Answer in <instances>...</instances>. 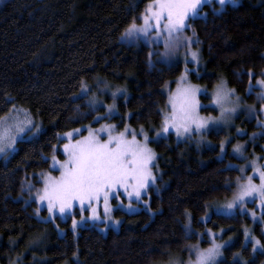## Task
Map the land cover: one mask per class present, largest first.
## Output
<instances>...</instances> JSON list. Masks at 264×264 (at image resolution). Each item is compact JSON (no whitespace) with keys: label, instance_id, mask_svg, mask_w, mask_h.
Segmentation results:
<instances>
[{"label":"trees","instance_id":"1","mask_svg":"<svg viewBox=\"0 0 264 264\" xmlns=\"http://www.w3.org/2000/svg\"><path fill=\"white\" fill-rule=\"evenodd\" d=\"M143 6L136 0L0 2V119L18 104L34 113L43 127L37 137L20 141L7 161L0 160L1 264L167 262L196 240L185 228L188 212L195 228L208 226L231 240L221 264H264L261 224L241 214H213L205 224L200 221L212 203L232 195L237 170L229 168L216 149L196 151L173 133L154 144L161 173L145 196L150 211L124 214L119 230L87 226L75 234L66 223L61 236L52 222L37 218L34 201L18 199L25 180L49 168L62 141L59 136L92 121L86 97L76 96L84 82L127 85L130 96L120 102V109L130 112V124L160 126L166 103L163 86L181 74L182 66L151 65L147 46L121 40L139 21ZM202 10L206 16L189 24L208 73L193 80L213 87L224 78L248 97L255 77L251 79V73L264 70V0H241L221 12L204 4ZM248 232L260 245L251 236L248 240Z\"/></svg>","mask_w":264,"mask_h":264},{"label":"rangeland","instance_id":"2","mask_svg":"<svg viewBox=\"0 0 264 264\" xmlns=\"http://www.w3.org/2000/svg\"><path fill=\"white\" fill-rule=\"evenodd\" d=\"M4 1L6 0H0V2ZM142 1L144 3L143 12L139 16V21L134 22L138 27L143 24L141 17L147 14L146 9L153 3V0H136V3ZM240 1L237 0L236 4ZM205 4H209L210 10L214 12H221L227 6L221 8L217 0H209ZM203 5L200 8V14L196 17L206 16L207 11L202 10ZM190 19L193 18L189 17L185 21L188 26L182 32L174 34L172 39L175 41V47H165L164 41L167 35L163 30H161L159 37L154 31H149L146 36L143 34L139 37L128 36L126 32L121 36V40L127 44L147 46L151 65L153 63H163L168 66L177 64L182 66L181 74L175 80H168L163 86L166 103L161 109L162 122L159 127L148 129L142 125L135 127L130 124V112L123 113L120 109V102H126L130 96V90L127 85H117L110 81L84 82L82 84L76 96L86 97L91 110L94 112L92 121L78 128L79 133L76 132L77 129H73L59 136L62 141L50 157L49 168L28 177L18 196V199H22L25 203L34 201L37 205V218L42 221L52 222L56 226L59 235L62 236L66 233L67 228L64 225L66 223H69V229L73 230L75 234L81 228L87 226L96 227L102 232H107L109 229L119 230L125 222L124 214H134L141 210L150 211L149 198H145V196L148 197L150 187L156 186L161 173L158 164L159 155L155 150L154 144L168 138L171 133L174 134L179 142L188 141V146L196 151H202L207 148L216 149L218 151L217 156L227 159V166L237 170V176L233 181L234 189L232 195L222 201L212 203L207 212L200 217V221L205 224L213 214L227 216L241 214L251 218L253 223L261 224L264 232V202L261 201L258 194L254 193L252 196L244 197L242 206L235 199L240 186L247 183L249 177H251L253 184L260 185L261 181L258 172L254 169L258 168L264 171V142L262 141L264 137V84L259 83L264 81V70L257 75L251 73V79L255 77L250 82L247 91L248 97L238 94L233 87L227 84L224 78L216 81L213 87L193 80L194 76L202 78L208 71L199 39L190 30ZM193 52L197 54L195 60H193ZM187 86H191L195 90V99L198 101L196 111L200 117L207 120V124L199 129L193 125L189 131H182L179 135L170 125L169 130L164 132V119L172 111L169 97L179 88ZM220 87L229 91V99L224 101L222 105L216 101V93ZM231 109L235 110L231 111ZM29 121L31 123H28ZM17 124L23 128V131L17 130ZM102 127L105 129L104 132L100 131ZM3 128H10V135L15 140L11 147L7 148L4 153H0V160L4 161H7L16 152L20 141L37 137L43 130L42 124L35 114L28 108L18 104H13L11 111L0 119V129ZM126 128L130 130L127 133L129 138H131V132L133 131L136 133L138 140L143 141L144 136H147L148 147L155 154V159L150 165L153 175L156 177L155 183H150L146 189L141 190L139 199L134 194L129 197L123 188L116 190L119 195H114L110 192L107 205L109 212L107 215L104 211L103 198L99 202H94L98 217L96 219L93 218L92 209L87 206V203L83 211L80 210L79 204L74 203L73 207L70 210H66L64 214L56 210L53 213H49L47 211V202L39 200L38 195L43 192L45 177L50 175L51 177L59 178L60 176L59 165L53 166L52 157L55 156L56 161L61 163L67 159L63 151V145L69 143V138L65 134L73 133L71 140L75 141L88 136L89 130H92L101 140H105L107 139L108 130H111L113 135H115L116 133L124 132ZM232 157L235 159H232ZM229 203H233L234 206L228 208ZM43 211L44 214L42 213ZM186 219L185 228L187 234L195 235L196 240L189 244L182 255H173L167 262L159 264H198L197 253L212 248L214 245L218 246L217 254L209 264H221L225 260V249L230 245L231 240L224 237L223 231H216L208 226L203 229L195 228L193 216L189 212ZM73 220L77 222L75 229L73 228ZM116 221H119V223L117 224ZM250 236L255 242L259 241L248 232V240H250ZM207 240L209 242L204 245L203 243ZM258 244L260 245V242ZM255 246L258 248L257 245ZM10 264L27 263L17 260Z\"/></svg>","mask_w":264,"mask_h":264},{"label":"snow or ice","instance_id":"3","mask_svg":"<svg viewBox=\"0 0 264 264\" xmlns=\"http://www.w3.org/2000/svg\"><path fill=\"white\" fill-rule=\"evenodd\" d=\"M209 0H153V3L146 9L145 15L141 17L143 24L137 26L133 23L126 30L128 36L147 35L149 31H154L159 37L161 30L166 32L165 47H175V41L172 39L174 34L184 30L185 21L191 17L195 18L200 14V8ZM224 8L228 4H236L237 0H217ZM198 43V41H197ZM196 53L193 52V60ZM250 75V73H249ZM259 83L264 84V81ZM229 99V91L220 87L216 93L217 103H222ZM171 113L167 115L163 122V131L167 132L169 126L175 129L179 135L181 132H187L191 126L195 125L197 129L205 127L207 120L200 117L196 111L198 101L195 99V90L191 86L179 88L169 97ZM235 109H231L234 111ZM28 123H31L30 121ZM17 130L23 131V128L17 124ZM101 132L105 129L102 127ZM119 132L113 135L111 130L107 131V139L101 140L98 135L89 130V135L81 139L72 141L73 133H66L69 143L63 145L64 154L67 156L65 161L58 162L53 156V166L59 165V178L45 177L44 189L42 194L38 195L39 200L47 202V211L53 213L54 210L64 214L70 210L74 203L79 204L83 211L85 204L92 209L93 218H98L94 202H99L101 198L104 201V211L109 212L108 199L109 193L119 195L118 189L123 188L131 197L133 194L137 199L141 196V190L146 189L150 183H155L156 177L153 175L150 167L155 159V154L148 147L147 136L143 141L138 140L136 133L131 132V138L127 133ZM10 128L0 129V153H4L7 148L15 143L10 135ZM79 133V130H76ZM223 147V145H221ZM260 185L252 183L251 177L248 182L240 186L235 199L242 206L244 197L258 194L264 202V171L258 168ZM131 189V191H129ZM146 203V202H145ZM233 203L228 204L232 208ZM118 224L119 221H116ZM77 222L73 220L75 229ZM259 243V241H256ZM218 246H213L205 251L197 253L198 264H209L217 254Z\"/></svg>","mask_w":264,"mask_h":264}]
</instances>
